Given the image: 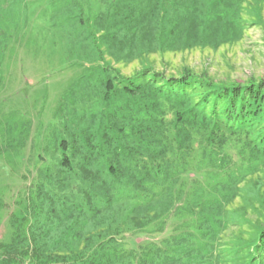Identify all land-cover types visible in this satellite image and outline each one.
<instances>
[{
    "label": "rangeland",
    "instance_id": "obj_1",
    "mask_svg": "<svg viewBox=\"0 0 264 264\" xmlns=\"http://www.w3.org/2000/svg\"><path fill=\"white\" fill-rule=\"evenodd\" d=\"M119 1L0 0V243L10 242L14 220L21 225L24 218L25 226L43 221L51 208L62 217L71 202L82 201L89 186L79 178L71 148L63 153L62 140L102 129L107 115L138 120L153 106L169 107L150 93L105 103V72L125 78L139 72L168 78L190 73L222 85L264 81V0H238V32L217 46L165 44L154 32L140 53L138 47L134 53L122 48L128 44L115 34L111 22ZM200 140L193 137L191 153L183 158L168 154L175 169L162 191L158 186L136 191L123 180L111 206L98 201L90 211L82 203V217H49L48 246L63 256L92 239L122 251L160 246L168 255L171 244L199 243L195 248L203 254L182 262L243 264L246 245L264 227V158L249 157L233 141L203 152ZM62 158L70 169L61 165ZM213 202L221 203L208 211L212 219L219 216L211 224L213 235L199 241L197 212ZM119 264L135 263L127 256Z\"/></svg>",
    "mask_w": 264,
    "mask_h": 264
},
{
    "label": "trees",
    "instance_id": "obj_2",
    "mask_svg": "<svg viewBox=\"0 0 264 264\" xmlns=\"http://www.w3.org/2000/svg\"><path fill=\"white\" fill-rule=\"evenodd\" d=\"M203 1L207 2L204 7ZM237 2L120 0L111 24L120 43L128 44L122 48L132 53L135 47L140 53L143 45L148 41L152 43L154 32H158V41L165 44L214 42L217 46L218 41L226 39L225 36L238 32ZM104 77L105 103H110L114 97L150 93L168 102L169 107L153 106V109L145 110L144 117L137 116L138 120L135 115L124 113L109 118L107 115L102 129L70 134L67 140H62L63 153L71 148L70 155L79 159V178L89 188L82 192L80 203L71 202L64 209L62 217L51 208L43 221L35 219L25 226L24 218L19 221L21 225L14 220L10 242L0 243V264H119L127 256L135 264H186V260L182 262L184 257L192 258L196 253L198 256L194 259H197L203 254L204 250L195 248L201 244L191 243L185 248H180L179 243L171 244L172 255H167L160 246L143 248L139 252L122 251L106 245L102 247L103 243L95 244L91 239L81 249L68 248L66 255L59 256L55 247L48 246L49 224L53 223L50 218L60 221L82 217L85 215L82 203L90 211L97 208L98 201L111 206L115 188L123 180L136 191L149 193L146 186H158L162 191L167 188L175 169L168 154L174 152L179 158L190 154L194 136L201 139L203 152L221 149L233 141L246 150L249 157L264 158V81L222 85L190 73L168 78L151 72H139L125 78L108 71ZM193 97L197 100L191 104ZM174 102L183 109L176 111L171 104ZM206 107L209 108L207 113ZM61 165L67 169L71 167L65 158ZM220 205L217 202L206 204V212L203 208L197 212V240L208 241L212 237L211 224H216L219 216L213 217L216 218L214 221L213 214L208 211L220 208ZM208 246L210 248L211 243ZM246 249L247 259L243 264H264V227L257 231Z\"/></svg>",
    "mask_w": 264,
    "mask_h": 264
}]
</instances>
